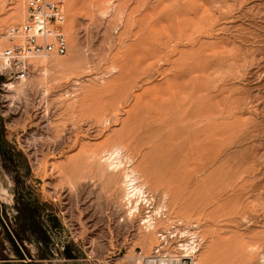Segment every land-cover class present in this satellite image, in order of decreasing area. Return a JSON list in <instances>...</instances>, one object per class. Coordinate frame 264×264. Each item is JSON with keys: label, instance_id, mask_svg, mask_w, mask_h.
<instances>
[{"label": "rangeland", "instance_id": "obj_1", "mask_svg": "<svg viewBox=\"0 0 264 264\" xmlns=\"http://www.w3.org/2000/svg\"><path fill=\"white\" fill-rule=\"evenodd\" d=\"M64 7L67 54L0 79V264H148L194 240L195 264H264V0ZM24 18V0H0V31ZM178 84L211 126L194 105L203 128L180 119ZM116 143L154 199L132 215L122 172L101 171Z\"/></svg>", "mask_w": 264, "mask_h": 264}, {"label": "built area", "instance_id": "obj_2", "mask_svg": "<svg viewBox=\"0 0 264 264\" xmlns=\"http://www.w3.org/2000/svg\"><path fill=\"white\" fill-rule=\"evenodd\" d=\"M25 18L0 31V79H25L34 71L33 60L40 57L64 56L68 51L65 33V0H24ZM159 253L168 244L167 236L159 234ZM189 246H182L179 255L153 257L155 264L165 258L168 264H193V253ZM19 249L22 251L21 246Z\"/></svg>", "mask_w": 264, "mask_h": 264}, {"label": "bare ground", "instance_id": "obj_3", "mask_svg": "<svg viewBox=\"0 0 264 264\" xmlns=\"http://www.w3.org/2000/svg\"><path fill=\"white\" fill-rule=\"evenodd\" d=\"M108 6V5H107ZM111 9V8H110ZM119 11V10H118ZM116 11L117 12V14H120L121 13V11ZM115 13V12H114ZM107 14V13H106ZM105 14V15H106ZM116 14V15H117ZM73 25H72V28L69 30V32H70V37H72V39H75V36H74V31H73ZM68 32V33H69ZM73 41V40H72ZM75 41V40H74ZM73 41V42H74ZM173 43V42H172ZM74 44V43H73ZM153 50V49H152ZM177 51H178V49H177ZM179 52V51H178ZM48 58V57H47ZM44 59V58H43ZM46 61V60H45ZM49 61V60H48ZM48 63V62H47ZM46 62H45V64H47ZM43 64V63H42ZM51 64H53V65H55L56 63H51ZM131 64H132V62H131ZM41 65V64H40ZM133 65H134V63H133ZM135 65H136V62H135ZM43 66V65H42ZM46 66V65H45ZM44 66V67H45ZM48 66V65H47ZM46 66V67H47ZM119 67V66H118ZM116 68V67H115ZM131 68V67H130ZM134 68H135V66H134ZM123 69V68H122ZM47 70V69H46ZM119 70V69H118ZM131 70V69H130ZM45 72V71H44ZM47 73V72H46ZM45 74V73H44ZM122 77V76H121ZM125 77V76H124ZM21 80V79H20ZM120 80V79H119ZM21 82H23V81H21ZM12 84V83H11ZM9 86H10V84H9ZM176 87H177V85H175ZM24 87V86H23ZM175 87V88H176ZM26 88V87H25ZM11 89V88H10ZM184 86L182 85L181 86V84H178V87L176 88V90L175 91H171L170 92V94H171V97H169V98H171V103H170V105L171 106H173L174 108H173V110H175V108H176V110L178 111V113H180V119L181 120H183V122L185 123V125H188V124H186V123H188V121H189V119L191 120L192 118L190 117V118H188L189 117V114H190V107H191V105H194L193 106V110H192V114L194 115V117H193V115L191 114L190 116H192L194 119H197V118H199L200 120H203L201 117L202 116H204L205 118H206V116H205V114H208L207 116V120H205V121H207L206 123H208V125L209 126H211L210 124H212L213 122L212 121H210L208 118H210V116H213L214 115V113H215V108L213 107H211V105L210 106H208V105H202V102H201V99H203V98H201V95L200 96H195L194 94L196 93V92H194L193 93V99H192V97L190 98L189 97V100L188 99H186L185 101L188 103V105L189 106H184L185 105V101H184V99H185V94H186V92H184ZM194 89H196V86L193 88V90ZM198 89V88H197ZM196 91V90H195ZM198 93V92H197ZM187 96V95H186ZM205 96V95H204ZM188 97V96H187ZM161 99H163V98H161ZM165 99H163V101H164ZM181 100H183L184 101V104H183V101L181 102ZM204 100V99H203ZM161 101V100H160ZM207 101V100H206ZM208 102V101H207ZM166 103V102H165ZM213 103V102H212ZM169 104V103H168ZM205 104V103H204ZM210 104V103H209ZM161 105V104H160ZM170 106V107H171ZM161 107H162V105H161ZM169 107V108H170ZM172 109V108H171ZM192 109V108H191ZM173 110H172V112H173ZM225 111V110H224ZM177 113V112H176ZM203 113H205L204 115H202ZM179 115V114H178ZM174 116V115H173ZM188 118V119H187ZM176 119H178V118H176ZM180 119H178V120H180ZM212 119V118H211ZM216 119V118H215ZM186 120H188V121H186ZM193 120V119H192ZM172 121V120H171ZM190 122V121H189ZM194 122V121H193ZM197 122V121H196ZM198 122H199V120H198ZM190 123H192V122H190ZM221 123V122H220ZM193 124V123H192ZM216 124V123H215ZM225 124V123H224ZM230 124V123H229ZM232 124V123H231ZM182 125V124H181ZM193 125H195L194 127H196V128H198L197 130L198 131H200L199 129L202 127H199L200 125H199V123L198 124H193ZM206 125V124H205ZM218 124H216V126H217ZM223 125V124H222ZM207 126V125H206ZM189 128H190V126H188ZM185 128L186 130H184V131H187L189 128ZM215 127V126H214ZM218 127V126H217ZM221 127V126H220ZM228 127V126H227ZM184 128V127H183ZM196 128H195V130H196ZM203 128V127H202ZM201 128V129H202ZM206 128V127H205ZM207 128H208V126H207ZM191 129H193V130H191V132H193L194 131V128L191 126ZM215 129V128H214ZM226 129V128H225ZM196 130V131H197ZM208 130V129H207ZM218 130V129H217ZM215 131V130H214ZM183 132V131H182ZM188 132H189V130H188ZM188 132H186V134L188 133ZM188 133V135L190 134V136L192 135V134H194V135H192V137H194V138H196L195 136H196V132L194 131V133ZM203 132H206V131H203ZM202 132V133H203ZM208 132H209V136H210V138L211 137H214V135L215 134H213V132L212 131H209L208 130ZM208 132H207V134H208ZM219 132H221V129H220V131ZM223 132V131H222ZM227 132H228V130H227ZM196 133V134H195ZM201 133V132H200ZM215 133V132H214ZM185 134V135H186ZM218 134V133H217ZM187 135V136H188ZM205 135H206V133H205ZM227 135H229V134H227ZM199 135H197V137H198ZM206 136H208V135H206ZM230 136V135H229ZM225 137H227L228 138V136H226L225 135ZM189 137H187V139H188ZM191 138V137H190ZM207 138V137H206ZM209 138V137H208ZM231 138V137H230ZM219 139V138H218ZM189 140V139H188ZM195 140V139H194ZM193 140V141H194ZM199 140V139H198ZM213 140V139H212ZM190 141V140H189ZM189 141H187L188 142V144H189ZM221 141V140H220ZM186 142V143H187ZM191 142V141H190ZM228 142V141H227ZM191 144V143H190ZM197 144V143H196ZM204 144V143H203ZM210 144V143H209ZM216 144V143H215ZM192 145V144H191ZM185 147V146H184ZM195 147V146H194ZM201 147V146H200ZM203 147V146H202ZM204 148V147H203ZM189 149V148H188ZM199 150V149H198ZM198 150H197V152H198ZM205 151V150H204ZM187 152H190V151H187ZM186 152V153H187ZM193 152V151H192ZM103 154H101L102 156L100 157V161L101 162H103V163H105L106 165V168L103 166V168H104V170H101L102 172H104V174H107V173H113V174H115V173H119V172H122L121 173V185H122V187H123V190H124V193H123V200L125 201V202H127V204H129V208H128V212H129V214L130 215H132L134 212H138L139 210H140V206L142 205V204H147L148 206H150L153 202H154V199L152 198L153 196H151L150 195V193L148 192V190H147V183H144L143 182V177H141L142 175L139 173V169L137 170L136 168H135V166H134V163H133V159H132V157L129 155V154H127L126 153V151H125V148L123 147V145L121 144V143H116V144H114L112 147H111V149L109 150H105L104 152H102ZM202 155V154H201ZM189 156V155H188ZM217 159V158H216ZM99 162V161H98ZM197 162V161H196ZM100 164V163H99ZM192 164V163H191ZM101 166V165H100ZM99 167V166H98ZM99 169V168H98ZM99 171H100V169H99ZM101 172V173H102ZM113 178H114V176H113ZM224 181V180H223ZM222 185V184H221ZM161 203V202H160ZM153 205V204H152ZM163 207H165V205L163 206V205H161V207L160 206H158L157 207V212L159 211V210H161V211H163L162 209H163ZM166 208H164V210H165ZM150 212V211H149ZM165 212V211H164ZM162 213V212H161ZM160 213V214H161ZM148 214V213H147ZM158 215V214H157ZM165 215V214H164ZM154 215H152V214H148V215H146L145 216V218L143 219V221H144V223H145V225H146V228L147 229H150V228H152L153 227V225H154V222H156L157 220H156V217H155V220L156 221H154V217H153ZM160 217H161V215H159ZM165 218V217H164ZM168 220H169V218H167ZM175 220H177V219H175ZM172 221V220H171ZM168 222H166L165 224H167ZM178 223H180V222H178ZM181 223H183V222H181ZM172 224V223H171ZM174 225H176L177 226V222H176V224H174ZM189 226V225H188ZM156 227V226H155ZM154 227V228H155ZM167 227V226H166ZM174 226H172V227H168V228H166L165 230L166 231H168V230H170L169 228H173ZM186 227V226H185ZM164 228V227H163ZM178 228V227H177ZM198 228V227H197ZM168 229V230H167ZM185 229H187V228H185ZM162 230V229H161ZM172 230V229H171ZM155 231V230H154ZM158 231V230H157ZM159 231H160V229H159ZM175 231V230H174ZM177 231V230H176ZM197 231V230H196ZM163 232H164V229H163ZM157 233V232H156ZM178 233V232H177ZM179 233H180V231H179ZM182 234V233H181ZM187 234V233H186ZM157 235H159L158 233H157ZM176 236V235H175ZM159 237V236H158ZM179 237H183V235L182 236H179ZM186 237V236H185ZM196 237V236H195ZM194 237V238H195ZM190 238V237H189ZM191 238H193V236L191 237ZM146 239V238H145ZM191 240V239H190ZM201 240V239H200ZM247 241V240H246ZM144 242V241H143ZM179 245H180V243H178ZM183 246H189V248L191 249V250H194L195 249V247L193 246V243H189V244H184L183 243ZM158 247V246H157ZM183 248V247H182ZM195 254V253H194ZM195 257V256H194ZM264 257V256H263ZM148 260V259H147ZM148 264H155V262H154V260L153 259H149L148 261H146ZM157 264H168V260L167 259H165V258H162V259H160V261H158L157 262ZM193 264H195V263H193Z\"/></svg>", "mask_w": 264, "mask_h": 264}]
</instances>
